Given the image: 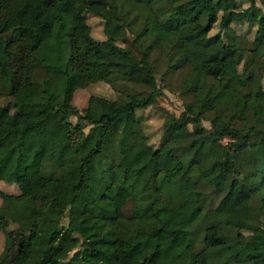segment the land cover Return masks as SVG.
Masks as SVG:
<instances>
[{"label": "trees", "instance_id": "trees-1", "mask_svg": "<svg viewBox=\"0 0 264 264\" xmlns=\"http://www.w3.org/2000/svg\"><path fill=\"white\" fill-rule=\"evenodd\" d=\"M83 1L0 0V94L10 98L0 108V182L17 188L0 189V264H264V0H106L95 12L101 40ZM237 23L254 27L251 39ZM126 30L138 56L117 44ZM153 53L165 73L186 69L182 95L207 87L197 116L193 98L163 116L168 170L135 114L159 94ZM117 80L147 91L118 87L113 99L72 105L77 89ZM48 140L75 167L65 204L47 196L61 181ZM236 198L241 224L229 219Z\"/></svg>", "mask_w": 264, "mask_h": 264}, {"label": "rangeland", "instance_id": "rangeland-1", "mask_svg": "<svg viewBox=\"0 0 264 264\" xmlns=\"http://www.w3.org/2000/svg\"><path fill=\"white\" fill-rule=\"evenodd\" d=\"M104 1L106 0H84L80 5L81 9L85 10L84 16L87 25L90 29V35L97 40H101L104 38L102 33V20L98 17L95 12L102 11L104 8ZM48 16H44L35 22L29 29V34L32 40L38 41L44 34L47 24H48ZM233 29L239 35H242L246 39H251L254 27L247 26L245 23H237L232 25ZM217 31V24H214L213 28L209 31V34H212ZM133 34L131 31L126 30L125 40L124 42L117 41V44L124 47L129 48L133 53L137 56L139 55L140 48L138 46L132 45ZM217 44L211 45L210 47L203 50L202 54L204 57L212 56L216 54ZM153 66L156 71L155 79L157 84V89L159 94L156 96L154 102L143 108L137 109L135 114L137 115L138 121L143 128V132L146 136V142L153 149H160V163L161 168L168 170L172 161L166 158L164 155L165 149L161 147L162 137H161V124L163 120V116L165 113H171L174 116L178 115L181 111L184 110L183 103L187 101H191L193 103L192 110L188 113V115L197 116V112L201 109V106L204 103L206 89L204 86L200 88L194 97L190 95H182L179 92L180 79L182 75L186 72V69L177 71V72H166L165 73V64L162 57L158 56V53L152 54ZM111 59L117 60L120 63V69L125 70L127 66L125 65V60L120 58L119 56L112 55ZM1 63V56H0ZM262 87L264 88V76L261 77ZM120 88L123 92H133V93H142L145 94L147 91L144 87L140 85H134L125 81L117 80L114 84V87L109 85L106 82H95L93 84L88 85L86 88L77 89L74 92L72 98V105L75 106L78 110H81L85 106L86 99L89 95H97L102 96L108 99H113L117 96V91L115 88ZM10 98L8 96L0 94V108L9 102ZM1 114V110H0ZM73 121V118H70ZM200 124L204 128H210L208 121L204 119H200ZM234 125L239 126L240 123L238 121L233 122ZM187 128H191V124L187 125ZM223 142L227 141V138L222 139ZM47 153L52 162L59 164L60 166V177L61 181L55 184L52 187V190L47 193V196L58 197L61 203H66L68 198V191L70 185L73 184L75 180V167L66 164L62 159L57 157V146L54 140L49 141L46 146ZM0 189L6 193H14L17 192L16 186L13 184L6 185L3 182H0ZM235 191V190H234ZM236 193V191L234 192ZM238 203L237 206L230 212L229 219L233 222L241 224L244 219V209L243 202L238 198L235 199ZM130 209L129 203L124 207V211L128 212ZM10 228V227H8ZM3 246V233L0 231V251Z\"/></svg>", "mask_w": 264, "mask_h": 264}]
</instances>
